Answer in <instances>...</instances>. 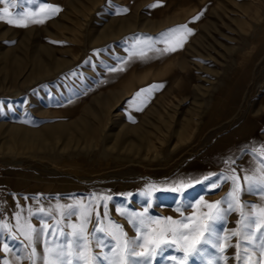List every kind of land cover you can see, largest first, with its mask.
I'll return each mask as SVG.
<instances>
[{
	"label": "rangeland",
	"instance_id": "obj_1",
	"mask_svg": "<svg viewBox=\"0 0 264 264\" xmlns=\"http://www.w3.org/2000/svg\"><path fill=\"white\" fill-rule=\"evenodd\" d=\"M42 3L60 11L27 27L0 21V218L18 237L7 240L8 233L0 232V249L6 242L21 256L30 251L14 227L15 215L27 217L30 208L55 212L57 204H88L92 194L110 195L109 217L134 236L117 208L140 212L151 199L150 215L179 219L178 201L195 204L201 196L220 200L231 182L212 191L196 185L182 198L162 190L144 197L146 184L202 178L227 168L243 177L259 167L251 149L255 146L259 155L264 145V0H38L25 7L35 11ZM183 3L190 4L187 12L176 15ZM154 4L159 6L150 7ZM130 18L123 26L109 27ZM185 24L193 34L182 48L164 52L168 45L160 34ZM147 36L153 38L152 50L135 39ZM134 44L145 51L144 57L129 56ZM36 66L46 71L33 76ZM150 85L163 87L133 101ZM80 120L87 125H70L45 151H30L20 142L28 131ZM13 128L25 134L12 133ZM229 157L235 162L225 163ZM242 200L261 203L247 193ZM197 208L208 211L202 203ZM193 211L188 207L184 215ZM238 219L233 212L216 228L223 234ZM32 223L39 225V219ZM93 250L101 255L108 251L95 245ZM235 251L228 250L230 259ZM164 255L182 253L169 249ZM0 257L8 264H28L12 253L0 251ZM208 258L193 256L187 264H206ZM152 264L172 262L158 257Z\"/></svg>",
	"mask_w": 264,
	"mask_h": 264
},
{
	"label": "snow or ice",
	"instance_id": "obj_2",
	"mask_svg": "<svg viewBox=\"0 0 264 264\" xmlns=\"http://www.w3.org/2000/svg\"><path fill=\"white\" fill-rule=\"evenodd\" d=\"M37 3L38 0H0V5H4L0 7V21L16 27H27L28 24H42L45 19L60 11L59 7L47 3L39 4L35 11L25 7V5L31 6ZM157 6L159 5H150V7ZM10 8L22 10L10 12ZM123 11L127 12L128 9L125 8ZM198 19L199 15L193 18V20ZM179 33L184 35H176ZM191 34L193 30L186 24L161 33L160 36L168 45L163 51L175 52L178 48H182L187 35ZM135 39L138 44L142 43L148 50H152L151 36ZM156 51L161 50L156 49ZM145 55V51L137 50L135 44L129 52L130 57ZM123 70V68L110 69V71ZM160 87L163 85H150L148 88L141 89L135 94L133 101L141 93ZM259 152L260 154L257 155V148L252 147L253 160L259 165L252 175L241 177L235 168H227L225 172L208 173L202 178L180 177L171 181L166 180L163 185L146 184L141 192L144 197H151L153 190H162L182 198L187 190L196 185L207 186L212 191L222 184L231 182L229 191L220 200L209 202L201 196L195 204L183 205L182 201H178L179 206L176 211L180 212L179 219H174L172 216L150 215L151 199L147 200V206L140 212L123 207L117 208L118 213L126 219L128 226L135 233L134 236H130L124 226L109 217L108 201L112 197L92 194L88 204L82 202L57 204L55 212L51 207L46 210L42 206L36 211L30 208L27 217L17 213L14 217L15 231L28 242L25 247L30 251L27 255L21 256L6 242L3 243L0 251L12 253L18 260H27L28 264H152V261L158 257L167 259L172 264H187L191 257L197 255L202 259L209 257L206 264H231V259H235L236 264H262V258H264V145L260 146ZM234 162L231 157L225 161L229 164ZM245 193L257 195L261 203L243 201L242 196ZM201 203L208 209L207 212L198 210L197 205ZM101 207L104 209L103 213L98 210ZM181 207L184 211L192 207L194 211L190 215H184ZM94 211L95 219L93 220ZM233 212L239 213L237 226L221 234L216 225L225 223L227 217ZM57 216L59 219L56 218ZM74 216L78 222L72 221L71 218ZM37 218L39 225L32 223V220ZM89 224H92L91 229ZM0 232L8 233L7 240H18V237L13 234L12 226L5 223L2 218H0ZM42 238L43 248L40 249ZM93 245L101 250L107 248L108 251L101 255L93 250ZM230 248L236 250L231 259L227 255ZM169 249L181 252L182 256L165 257L164 254ZM213 249L215 254H212ZM0 264H8V261L0 257Z\"/></svg>",
	"mask_w": 264,
	"mask_h": 264
},
{
	"label": "bare ground",
	"instance_id": "obj_3",
	"mask_svg": "<svg viewBox=\"0 0 264 264\" xmlns=\"http://www.w3.org/2000/svg\"><path fill=\"white\" fill-rule=\"evenodd\" d=\"M180 11V10H179ZM178 11V12H179ZM135 15V14H134ZM136 16V15H135ZM131 17V16H130ZM126 19V18H125ZM117 20V21H113L112 23H111V25L109 26V27H111V29H113L114 27H117V26H123L124 25V22L126 21H131L132 19L130 18V20ZM174 19H177L178 20V18H174ZM176 20V21H177ZM182 20V19H181ZM129 23V22H128ZM139 24V23H138ZM128 25V24H127ZM131 28V27H130ZM129 28V29H130ZM134 28V27H133ZM122 30V29H121ZM124 30V29H123ZM115 31V30H114ZM106 32V31H105ZM111 32H112V30H111ZM116 33H118L119 31H115ZM124 32V31H123ZM122 32V33H123ZM73 33V32H72ZM113 33V32H112ZM104 34V33H103ZM93 35V34H92ZM114 35V34H113ZM96 36V35H95ZM94 36V37H95ZM105 36V35H104ZM116 36H117V34H116ZM92 37V36H91ZM97 37H98V35H97ZM110 37V36H109ZM119 37V36H118ZM93 40V39H92ZM95 40H97V39H95ZM112 40V39H111ZM103 41V40H102ZM74 42V41H73ZM105 42V41H104ZM102 43V42H101ZM42 46V45H41ZM27 47V46H26ZM38 47H40V46H38ZM46 48V47H45ZM21 49V48H20ZM29 49V48H28ZM38 50V49H37ZM36 50V51H37ZM30 51V50H29ZM20 54H22V53H20ZM43 54V53H42ZM38 55V54H37ZM29 56V55H28ZM7 57H8V54H7ZM4 58V57H3ZM13 59V58H12ZM56 59V58H55ZM8 61H10V60H8ZM15 61H16V59H15ZM15 61H13L14 63H15ZM30 61V60H29ZM12 62V63H13ZM40 62V61H39ZM47 62V61H46ZM11 63V64H12ZM36 63H37V61H36ZM63 63H66V62H63ZM9 64V63H8ZM7 64V65H8ZM20 64H22V63H20ZM54 64V63H53ZM12 65H14V64H12ZM47 65V64H46ZM37 67V66H36ZM59 66H57V68H58ZM12 68V67H11ZM32 68H33V66H32ZM48 68V67H47ZM54 68H56L55 66H54ZM16 69V68H15ZM20 69V68H19ZM45 69V68H44ZM6 70V69H5ZM19 71V70H18ZM17 71V72H18ZM22 71V70H21ZM46 71V69L45 70H43L41 67H37V70H35L34 72H35V74H33V76L34 75H37V74H42V73H44V72ZM57 71V70H56ZM6 72V71H5ZM58 72V71H57ZM8 73H9V70H8ZM53 74V73H52ZM13 77V76H12ZM15 77V76H14ZM29 77V76H28ZM37 77H39V76H37ZM45 77V76H44ZM16 79V78H15ZM41 79V78H40ZM32 83V82H31ZM27 84V83H26ZM114 97V96H113ZM119 101V100H118ZM157 112V111H156ZM88 116V115H87ZM89 118H91V117H89ZM92 120V119H91ZM100 122V121H99ZM77 124V126H79L80 127V125L81 126H86L87 125V123L84 121V120H80V121H78L77 123H70V124H68L67 125V127H65V126H63V125H56V126H52V127H45V128H43V129H40V130H37V131H28V132H30V133H28L27 135H29L28 136V138H22V140L20 141L21 143H22V145H24V146H27L28 148H29V150L30 151H35V152H39L40 150H42V151H45L47 148H45V146H46V144L48 143V142H51L52 140H54L53 138H54V136H57V137H61L64 133H65V130H66V128H68L69 127V129H70V125H71V127H74V125H76ZM185 125V124H184ZM13 126V125H12ZM134 128V127H133ZM186 128V127H185ZM72 129V128H71ZM16 130L17 129H15V128H13V130H12V133H15L16 132ZM27 130V129H26ZM183 130V129H182ZM18 131V130H17ZM20 131V130H19ZM18 131V132H19ZM138 131V130H137ZM20 132H22V131H20ZM26 132V131H25ZM141 133H142V131H141ZM144 133V132H143ZM181 133H182V131H181ZM185 134H186V132H184ZM22 134H25V133H23L22 132ZM78 134V133H77ZM87 134V133H86ZM102 134V133H101ZM88 136L90 135V134H87ZM92 135H94V134H92ZM129 135V134H128ZM137 135H138V133H137ZM140 135V134H139ZM182 136H183V134H182ZM16 137V136H15ZM21 137V136H20ZM183 137H185V136H183ZM62 139V138H61ZM91 139H94V138H91ZM63 141V140H62ZM67 143V142H66ZM139 146H140V144H139ZM50 147V146H49ZM48 151H50V149L48 150ZM47 151V152H48Z\"/></svg>",
	"mask_w": 264,
	"mask_h": 264
},
{
	"label": "crops",
	"instance_id": "obj_4",
	"mask_svg": "<svg viewBox=\"0 0 264 264\" xmlns=\"http://www.w3.org/2000/svg\"><path fill=\"white\" fill-rule=\"evenodd\" d=\"M188 5L190 6V4L189 3H183L182 5H180L181 7L177 10V12H175V14L177 15V14H180V13H182V12H187V7H188ZM138 7V6H137ZM138 9V8H137ZM180 10V11H179ZM179 11V12H178ZM175 20H177V19H175ZM179 20V19H178ZM160 22H164V21H166V20H164V19H161V20H159ZM209 25H211V24H208V25H206V28L209 26ZM147 62V61H146ZM146 62H143V63H146ZM185 61H183V60H181L180 61V63H184ZM165 69H167V67H165ZM169 70V69H168Z\"/></svg>",
	"mask_w": 264,
	"mask_h": 264
}]
</instances>
